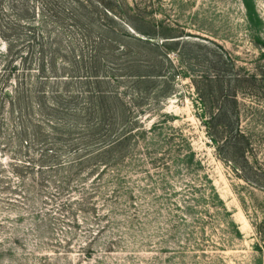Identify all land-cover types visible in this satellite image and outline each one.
Masks as SVG:
<instances>
[{"label": "rangeland", "instance_id": "374dc122", "mask_svg": "<svg viewBox=\"0 0 264 264\" xmlns=\"http://www.w3.org/2000/svg\"><path fill=\"white\" fill-rule=\"evenodd\" d=\"M99 1L0 80V264H264V0Z\"/></svg>", "mask_w": 264, "mask_h": 264}, {"label": "trees", "instance_id": "16d2710c", "mask_svg": "<svg viewBox=\"0 0 264 264\" xmlns=\"http://www.w3.org/2000/svg\"><path fill=\"white\" fill-rule=\"evenodd\" d=\"M97 1L100 3L99 0ZM81 4H83V2H81ZM37 5L39 6V12L37 11ZM72 5L73 0H0V43L4 42L6 47L5 51L0 47V80L4 77H6V79L13 77L14 79V89L10 92L4 91L2 94V97L6 98L12 105L15 103L14 100H17L18 103L21 104L20 101L24 99L23 96L25 91H27L28 87L32 86V82L24 78L29 75L32 77L35 74H29L33 69L32 66L23 65L20 68L17 67L15 71L16 64L12 67L11 63H15L19 57L23 56L21 54L23 47H35L37 45L43 49L45 44L51 43L48 38L54 33L57 26L59 29L62 28L60 24L61 20L70 18L77 22L85 15V13H83L75 17V12L71 11ZM82 7L85 8V5L83 4ZM39 15H42V20H38ZM86 17L87 16H85V18ZM84 19H81V21ZM40 39L44 40L40 41ZM138 40L144 44H151L154 42L142 38ZM154 44L160 48L166 45L164 41H162V43L155 42ZM2 61L3 63L5 62L4 65L1 63ZM162 71V67L159 66L154 71L156 73L142 74V76L147 75L149 78L154 76L163 77ZM102 72L101 69L96 68L89 72V75L84 76L86 78L94 77L101 83L102 79L105 81L108 78V75ZM119 75L135 76L131 73ZM53 76L57 75L53 74ZM39 78L42 82H45L43 80L52 78V76L41 74ZM4 86L5 84H3L2 89L6 88ZM98 92H103L104 97H108L107 94L111 93L110 91L101 89L98 90ZM54 104L53 102L52 106ZM112 142L113 140H110V143Z\"/></svg>", "mask_w": 264, "mask_h": 264}]
</instances>
